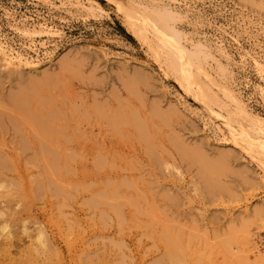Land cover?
Masks as SVG:
<instances>
[{
    "label": "rangeland",
    "instance_id": "rangeland-1",
    "mask_svg": "<svg viewBox=\"0 0 264 264\" xmlns=\"http://www.w3.org/2000/svg\"><path fill=\"white\" fill-rule=\"evenodd\" d=\"M67 1L0 0V40L2 39V42L22 53L25 57L40 61L41 69L39 75L24 70L13 71V73L4 69L0 61V84L4 85L3 88L0 85V97L7 101L6 98L9 96L11 98V94L30 92L32 89H38L39 84L43 87L44 81H49L48 85L50 82L54 84L55 90H49L45 86L39 88L44 94L41 99L54 102L52 103L54 110L61 117L64 116L61 126L56 128V132L58 130L59 134L64 135H62L64 141H62L61 135L58 136L63 143L59 145L60 152H58V147H51L52 149L49 148V151L55 149L56 154L52 155L50 152L49 154L53 159L56 158L55 155L59 157L60 162L55 161L54 166L58 167L59 165L60 171H63L61 168L67 167V172H69L68 175L64 176L63 182H59L61 185H57L54 177L51 179L55 181L50 179V176L45 172L46 168H44L47 167V158H44L41 149L39 151L38 147H32L29 144L30 137L35 139V135L37 136L36 133L30 135V131H33L30 124L23 126L27 132L21 130V134L20 131L17 133L10 132L12 127L4 132L3 138L7 142V159L10 162L8 161L9 168L5 172V176L0 175V183L2 182L6 186L0 190V210L4 211V220L10 223L13 232L21 237L20 244L22 247L24 249L30 248L31 241L35 240L37 229L35 227H43L49 241L45 256L54 259L55 263L61 256L62 264H171L167 259L168 249L165 247L166 245L162 246L165 243L162 241L163 243L160 244L159 240H162L160 238L162 235L160 225L162 226L163 221L172 222L169 219L174 218L173 225L175 228L179 229L178 226L182 223L180 230L185 229L184 240L187 239V236H198L199 234L201 240L204 241L203 236L206 238L204 242L195 240L194 244L189 245L188 251H193L189 253L193 262L189 257L188 264L197 263L196 255L198 254L202 256V262H206L205 264H213L214 262V264H226L228 261L231 264L232 260H228L229 254L226 255L222 249V240L233 227L238 228V230L235 229L238 232L242 226L245 227L246 232H248L246 236L248 235L249 240L258 242L259 247L264 250V170L256 162L251 161L240 149L219 143L220 133L213 123H208L205 114L208 112L210 114L212 110V118L216 124L223 125L227 122L224 118L226 113L218 107L203 108L194 97L186 95L166 67L153 57L149 47L133 35L124 14L111 4L104 0H95L99 3L100 8L96 6L90 11L81 10V7L75 5V0ZM176 1L180 2L177 4L179 11L185 13L189 10L187 19L179 21L177 28L184 34H188L187 36L191 40L194 38L192 41L199 42L201 39V43L212 46L214 54L222 42L226 52L228 50L227 54L233 62H236V64L231 62L234 64L235 89L241 94L248 108L256 115L264 118V95L262 96L257 89V87L264 88V77L260 75L249 59L243 64L240 58V55L246 51L253 56L264 58V0ZM33 25L52 28L59 32V35L43 33L33 35L31 38L16 32V28H31ZM216 49L217 51H215ZM217 58L220 59L219 56ZM211 64L215 68V63L211 62ZM221 64L223 66L227 64L224 58H222ZM66 69L67 73L64 71ZM138 80H141L139 82L143 84H140ZM131 81H134L135 84ZM126 83L128 84L126 85ZM128 85L132 87L130 90L127 88ZM47 89L50 91L49 93H45ZM131 89L137 91L132 90L134 91L132 93ZM131 93L133 96L129 97ZM37 106L36 108L34 105L31 107V114L35 119L48 114L45 107L38 106L37 108ZM95 107L106 117H110L109 114L114 117L119 111L120 113L124 111V114L137 115L138 121L142 122L145 115L149 134L154 133V130L158 132L156 130L160 129L159 138L157 133L155 138H151L153 142L151 143L155 146L159 142L157 138L159 140L161 138L159 145L161 144L162 151L165 149L163 154L161 148H158L159 145L149 148L147 140H140L141 137L138 136L137 130H134L132 126L131 129L125 127L121 131L114 130L113 127H106L108 123L110 125V122L106 119H103L105 122L103 120L101 122L98 115L95 117L99 113ZM151 114H153L152 119L149 117ZM158 114L166 115L160 117L167 119L168 122L165 119L164 121L161 120ZM89 115L91 118L88 117ZM66 117L75 122L71 121L70 123L69 120L65 119ZM94 118L98 119L95 120ZM86 119L87 122H90L87 123ZM150 123L151 125L155 124L151 127ZM160 123L163 127H160ZM92 124L93 126H91ZM105 124L106 129L102 128ZM31 125L33 124L31 123ZM71 131H75V133ZM80 134L83 136L79 137ZM65 135L72 137L71 139L68 138L69 136L67 137L68 140H72L67 145ZM13 137L15 139L10 140ZM127 137L129 141H127ZM16 138H20L22 141L25 139L24 143L27 142L26 144L29 146L23 144L24 146L21 148L20 139ZM173 141L179 142L181 145L176 143L179 146L174 147L175 142ZM181 146L191 152H197L199 149V154L204 151L205 153L202 152L200 155L206 157L203 158L209 162L219 163L218 161H220L223 165L227 161L222 166V170L227 171L218 177V180L222 181L219 182L220 190L217 189L218 192H214V194L212 192L213 195L210 193V196L208 193L211 191L203 190V186L207 184L203 185L204 179L197 170L200 167L194 161L192 164L191 160L187 158L184 160V157L181 156L183 153L179 155ZM65 148L64 154L62 152ZM61 150L63 151L61 152ZM144 150L148 155L144 153ZM111 153L113 154L112 159ZM62 155L65 159L69 156V162L73 160L71 157H75H73L74 161L69 163V167H63L62 163L64 161L65 164V159L62 161ZM98 155H100L99 157L106 155L104 156L106 161L103 158L101 160V164L104 165L103 169L98 167L100 163L93 162ZM155 155L158 159L154 157ZM222 156L225 159L224 162L221 159ZM99 157L97 158L98 161L101 159ZM102 161H105L106 165ZM107 165L113 169H108ZM172 166L175 167V170ZM130 169L132 172H129ZM152 169L156 173L153 171L151 173ZM136 178H144V181L142 179L144 183L139 179L140 182L135 181ZM121 179L125 180L122 183H131L133 186H128L129 189L126 188L121 191L119 196L125 197L129 194L132 200L139 196V192L143 193L141 199L143 195L146 196L144 197L146 199H142L143 203L140 200V207L135 204L136 207H129L128 204L119 209L122 213L121 217L124 216L123 220L118 217L119 215H114L117 212H113L111 207L98 206L92 201V199L96 201L98 197L107 194L113 186L112 181L113 183L116 182L114 186H117ZM150 180L155 184H152ZM105 181L107 184L110 183V187ZM52 182L54 188L49 186L52 185ZM56 185L61 186L62 192L59 194L54 190ZM152 185L157 189L153 188ZM221 185H223L222 188ZM36 187H41L38 193ZM34 188L37 195L35 197L32 195ZM53 191L55 196L52 194ZM135 192H137V196ZM165 194L170 197L172 203L166 201L168 197ZM31 197L33 200H37L34 202ZM17 202L22 209L17 210L18 214H15ZM146 202L149 206L154 205L152 207L155 214L154 217L151 215L150 219L151 224H154L153 226L148 223L150 215L149 218H146L148 217L146 214L142 215L146 213L144 211L149 209V206L146 207L145 205ZM33 203L35 204L33 205ZM161 207L166 210L162 211ZM141 211L142 213H140ZM170 211L173 214L170 215ZM134 214L138 215L137 219ZM165 214L168 215L169 219ZM133 218L136 220L133 221ZM175 220L180 223H176ZM24 221H27L25 226L28 229V234L22 235L21 227ZM148 224L151 226L149 225V227ZM146 225L147 228H145ZM147 234L152 238L148 237ZM231 248V252L235 253L236 246L232 245ZM203 254L207 259L203 257ZM257 264L262 263L257 262Z\"/></svg>",
    "mask_w": 264,
    "mask_h": 264
},
{
    "label": "bare ground",
    "instance_id": "bare-ground-1",
    "mask_svg": "<svg viewBox=\"0 0 264 264\" xmlns=\"http://www.w3.org/2000/svg\"><path fill=\"white\" fill-rule=\"evenodd\" d=\"M104 1L108 2L113 7H115L119 12L124 14L125 20H126L128 26H129V28L132 30L133 35L139 41L145 43L149 47V49L151 50V52L153 54V57L156 60L160 61L166 67L167 71L170 73V75L172 74V76L175 79L176 83L180 86V88L184 91V93L186 95H190V96L194 97V99H196V102H198L203 108H209L210 107L212 109V107H218L220 110H222L223 112L226 113L224 115V118H225V120L227 122L224 123L223 125L222 124H216L215 120L212 118V115H213V111L212 110L210 111L211 112L210 114H209V112L205 114V115H207L206 118H207L208 123L209 122L213 123L215 125V127L217 128V131L220 133L219 143H221L222 145H227V144L228 145H232V146L240 149L242 152H244L250 158L251 161L256 162L264 170V118H261L260 116H258L255 113H253L248 108V106H247L245 100L243 99V97L241 96V94L239 92H237V90L235 89V86H234V84H235L234 81L235 80H234V71H233V65L234 64H231V62L235 63V64H236V62H233L232 58L227 54L228 50L226 52L225 48L222 45V42H220V46H218V51H217V49L215 51H217L216 54L218 53L217 55L220 57L221 60H222V58H224L226 60L227 64L225 66H223L221 64V60L219 58H217L218 56L216 57V54H214L215 52H214V50H212V48H211L212 46L210 47L208 45H205V43H201L200 42L201 39L199 40V42L192 41V40H194V38H192V40H191L187 36L188 34L187 35L184 34L183 32H181L177 28V23L179 21L187 19L189 10L187 9L188 11L185 12V13L182 12V11H179L180 9H178L179 7L177 6V4H179L180 2H178L176 0H149V1H143V0L142 1L141 0H104ZM75 5L77 7H81L82 8L81 10L87 9V10L91 11L96 6L98 8H100L99 3L96 2L95 0H88V1L75 0ZM16 32L20 33V35L24 34V36L26 35V36H29L31 38H32L33 35L35 36L37 34H43V33H55V34L59 35V32L54 31L52 28L50 29V28L43 27V26L37 27V26H34V25L31 28H27V27H24L22 29L21 28H16ZM29 37H27V38H29ZM1 40H0V61L2 63V67L4 69L10 70L11 72L24 70V71H28L29 73H33V74L39 75L40 70H41L40 69V61L31 60L30 57L29 58L25 57L22 53L15 51L12 47L8 46L6 43L2 42ZM195 41H196V39H195ZM197 41H198V39H197ZM187 44H189V47H187ZM240 58H241V62L243 64L245 63V61L247 59H249L250 62L252 63V65L255 66V68L258 70L260 75L264 77V58L263 57L253 56L252 54H250V52L246 51L242 55H240ZM211 62L215 63V68H214V66H211L212 65ZM240 65L243 66L242 64H240ZM209 68H210V70H209ZM211 68H212V70H211ZM64 71L67 73V69L64 70ZM8 73L10 74V72H8ZM139 81L141 82V80H138V82ZM138 82H137V84H138ZM9 83H8V85H9ZM48 83H49V81H44L43 85L46 88H48L49 90L50 89H53V90L56 89L53 86L54 85L53 83L50 82L51 85L50 84L48 85ZM132 83L135 84L134 81ZM127 84L128 83H126V85ZM140 84H143V83H140ZM3 86H2V88H3ZM35 86H33V87L35 88ZM65 86H67V85H65ZM38 87L41 88L42 85L39 84ZM125 87H127V86H125ZM135 87H136V89H138L137 86H135ZM39 88L38 89H32L30 92H20V94H17V95L11 94L12 95L11 98H10V96H9V98L5 97L6 99H8L7 101L6 100H2V98L0 97V175L5 176V174H6L5 172L9 168V164L8 163L10 162L7 159L8 158L7 157L8 155L6 153L7 142L3 138L4 132L7 129L12 127V130L14 129V131L10 130V132H14V133L16 132L17 133V131H20V134H21V132H22L21 130H25L23 126L26 125V124L28 126L30 124V127L33 129V131H30V132L31 133L34 132L32 134L30 133V135H33V134L36 133L37 136L35 135V137H36L35 139H32V137H30L31 140H28L29 144H31L32 147H36V148L38 147L39 151L41 149L42 155L44 156V158H47V161H48L47 164H46L47 167H44V168H46L45 172L47 173L48 176H50V179L52 177H54V179H56V182L58 183V184L56 183L57 185H61V184H59V182H63L64 176L68 175V173H69V172H67L68 168L66 167L67 170H66V168H61L63 171H60V169H59L60 166L58 165V163H57V165H58L59 168L53 165V163H55V161H57V162H60V161L58 159L59 157L56 156V155H55L56 158H54V159L52 158V156L49 154V152L52 155L56 154L55 151H54L55 149L52 150V151H49V148L52 149V148L58 147V152H60L59 151V148H60L59 145L63 144L60 140L63 139L64 135L62 134L63 135L62 136L61 134H59L58 130L56 132V128L61 126L60 124H61L62 121H64L63 120L64 116L61 117L59 115V113H57L54 110V107L52 105V103H54V102H48L49 100L45 101L46 99L45 100L41 99V98H43L44 94L41 93L42 91H40ZM127 88H129V90H130V88H132V87H129V85H128ZM22 89H24V88H22ZM48 89H47V91H45V93L46 92H48V93L50 92V91H48ZM69 89H70V87H69ZM136 89H131V91L132 90L135 91ZM257 89L261 93V95L263 96L264 95V88L263 87H257ZM3 91H5V90H3ZM3 91H2V93L4 94ZM134 91H132V93H134ZM127 92H130V91H127ZM132 93L129 94V97L133 96ZM48 96H49V94H48ZM51 101H53V100H51ZM32 105H34V108H36L37 105L40 106V107H42V106L45 107L48 110V114L46 113V115H48V116L45 115L46 116L45 117L43 115H39V116H43V117L42 118L39 117V119H35V117L32 116V114H31ZM38 106H37V108H38ZM97 111L99 113L96 114V110H95V114H96L95 117H97V115H98L101 122L104 121L103 119H106V120H108L110 122V125H111L110 126L109 123H108L107 126L105 124L104 126H102V128H105V126L106 127L109 126V127H113L114 130H120L121 131V129L123 130V128H125V127L126 128H130L132 126V127H134V130H137L136 132H138V136L141 137L140 140L145 139V140L148 141L149 148L150 147L151 148L152 147H156V145H159V142H160L161 138H160V140L158 139L159 135H160L158 132H159L160 129L156 130L158 132H155V130H154V133L149 134L147 125L145 123V118H146L145 115H144V120H142V122H143L142 123V122L138 121L139 117H137V115L132 116V115H129V114H124V111H121V113L119 111V113L116 116H114V117H111V114H109V113H108L109 115L107 113L106 114L108 116H110V117H106V115H104L102 112L100 113V111L98 109H97ZM62 112H63V110H62ZM88 113H90V112H88ZM129 113L132 114L131 112H129ZM37 114H40V113H37ZM74 114H76V113H74ZM151 116L153 117V114H151L149 116L152 119ZM160 116H161V114L159 115V118L161 119L162 116H166V115H162L161 117ZM72 117H74V116H72ZM88 117L91 118L90 115ZM149 117H147V118H149ZM80 118L82 119V115H81ZM80 118H78L79 121H81ZM150 118H149V120H151ZM65 119L69 120V119H67V117ZM96 119H98V118H96ZM154 119H156V118H154ZM164 119H161V120L164 121ZM149 120H147V122H149ZM165 120H166V122H168L167 119H165ZM69 121L71 123V121H73V120H69ZM87 121L88 120L86 119V122ZM73 122H75V121H73ZM89 122H87V123H89ZM94 122H96V121H94ZM243 122H245V123H243ZM31 123L34 126L31 125ZM151 123H150V125H151ZM156 123H159V122H156ZM154 124H152V125H154ZM160 124H161L160 125V127H161L162 123H160ZM152 125H151V127H153ZM77 126H75L76 129H77ZM80 126H82V125H80ZM91 126H93V124ZM156 126H159V125H156ZM156 126H154V127H156ZM27 129H29V128L27 127ZM92 129H93V127H92ZM134 130H132V131H134ZM62 131H64V130H62ZM90 131L92 132L93 130H90ZM110 131H111V129H110ZM126 131H127V129H126ZM25 132H27V131L25 130ZM71 132L75 133V131L74 132L71 131ZM108 133H109V131H108ZM117 134H119V133H117ZM156 134L158 135L157 140L159 142H158V144L153 146L154 144H152L153 142H152L151 138H155ZM16 135L18 136L19 134H16ZM59 135H61V139L60 140L58 138ZM76 135H77V133H76ZM132 135H131V137H132ZM82 136H83V134L79 135V137H82ZM218 136H219V134H218ZM19 137L21 138V135ZM65 137H66V135H65ZM75 137H77V136H75ZM105 137H107V136H105ZM68 138L71 139L72 137L69 136ZM68 138L65 140L66 141L65 142L66 145L69 144L68 143L69 141H72V140H68ZM121 138H124V137H121ZM14 139L15 138L13 137V139H10V140L13 141ZM16 139H18V138H16ZM24 140L23 141H22V139L19 140L21 142V144H22L21 148L24 145L29 146V144H26L27 142L24 143L25 142ZM62 141H64V139ZM106 141H107V139H106ZM127 141H129L128 137H127ZM175 141H173V142H175ZM89 142H92V141H89ZM138 142L141 143L140 141H138ZM10 143H11V141H10ZM119 143H121V141H119ZM176 143H179V142H175V145H173L174 147L175 146L176 147L179 146ZM100 144H101V141H100ZM142 144H144V143H142ZM150 144H152V145H150ZM94 145L97 146L96 144H94ZM160 145H159L158 148L159 149L161 148V152L163 154V151L165 149L162 151V147H160ZM104 148H105V146H104ZM145 148L147 149L146 146H145ZM180 149H181V151H180L179 155H181V153H183L181 156H182V158L184 157V160H186L185 158H187V159L192 161V164L195 162V163H197L196 165L200 167V169L197 168V170L201 174V177L204 179L202 181V182H204L203 185L207 184L205 186L202 185L203 188H204L203 190L207 189V191H211V192L208 193L209 195H210V193H211V195H213L214 192H218L220 190V188L218 187L220 185L219 182H222V181L218 180V177L220 175H223L222 173H224L225 170H222V166L227 161H225V163L223 165L221 164L220 161H218L219 163H217V162L213 163L214 161L213 162H209V161L204 159L206 157L200 155L202 152L204 154L205 153L204 151H202L199 154L198 153L199 149H197V152L187 151L184 147L182 148V146L180 147ZM195 149H196V147H195ZM28 150H29V148H28ZM63 150H61V152L63 151L62 153L65 152L66 148L63 149ZM176 150H177V148H176ZM67 152H66V154H67ZM101 152H102V150H101ZM115 152H116V150H115ZM155 152H157V151L155 150ZM105 153H108V152H105ZM144 153H146V151ZM113 154H115V153L113 152ZM113 154H112V157L110 156L111 159L113 158ZM116 154H118V153L116 152ZM146 154L148 155V153H146ZM159 154L160 153L158 152V155ZM100 155H98V157ZM133 155L136 156L135 154H133ZM49 156H51V157H49ZM104 156H106V155H104ZM104 156L103 157L102 156L99 157V158H101V159H99V161L97 160L98 157L95 160H93V162H95V161H96V163L98 162L97 164L100 163V166H98V167H100V169H103V166H104V165L101 164L102 158H103V160H105ZM206 156H208V155H206ZM73 157H71L73 159L72 162L74 161V158H75V157L74 158ZM119 157H121V156H119ZM149 157H148V159H149ZM154 157H156V155ZM63 159H65L64 156L62 158V161H63ZM131 159H132V157H131ZM151 159H153V158H151ZM209 159H210V157H209ZM221 159H222V161L225 160L224 157L221 158ZM113 160H115V159H113ZM105 161H102V163L105 164ZM123 161H124V159H123ZM191 161H189V162H191ZM72 162H69V156H67V159H65V164H64V161L62 163L63 167L64 166H68L69 167L70 166L69 163H72ZM160 162H162V161L160 160ZM43 165H42V167H43ZM108 165L110 166V164H108ZM108 165L106 167H108ZM172 167L174 168L173 170H175V167L174 166H172ZM109 168L113 169L112 167H108V169ZM150 168H151V166H150ZM147 170H146V172H147ZM152 171H153V169L151 170V173H152ZM71 172H72V170H71ZM129 172H132L131 169H130ZM154 172L155 171H153V173ZM178 173L180 174L179 171H178ZM39 174H41V173H39ZM40 176H42V174ZM224 176H225V174H224ZM224 176H223V178L226 177V176L225 177ZM39 178H41V177H39ZM154 178H156V177H154ZM50 179H49V181H50ZM138 179L139 178H136L135 181H137V182L139 180H141V182L144 181V178H142L143 181H142V179H139V180ZM132 180H133V178H132ZM52 181H55V180H52ZM123 181H125V180L124 179H121V181L119 180L120 184L118 183L119 185H117V186H114V184L116 182L113 183V181H112V184H113L114 187L112 186V188L108 191L107 194H105V195H103L101 197H98V199L96 201L94 199H92V201H94V204L98 205V206L99 205H103V206H106V207L108 206V208L111 207L113 209V212L116 211L117 213H120V214H117V213L114 214L116 216L119 215L118 217L122 216V213L119 211V209L121 207L123 208L125 205H128V204H129L128 205L129 207L130 206L136 207V206L141 205V204H139L140 200L146 199V198H144V197H146L145 195H143L142 196L143 198L141 199V195L143 194L141 192H139V196H137V194H136L137 192H135V195L137 197L134 200H132V198H131V196L129 194H127V195L130 196V197H128V196L124 197L123 195H122V197L119 196V194H121L120 193L121 191H123L126 188L128 190L129 189L128 186L132 185L131 183L130 184L122 183ZM150 181H151V183L153 182L152 180H150ZM205 182H207V183H205ZM105 183H106V181H105ZM159 183H160V181H159ZM29 184H30V182H29ZM53 184L54 183L52 182V185L50 184L49 186L54 188ZM152 184H155V183H152ZM38 185L40 186V184H38ZM57 185H56L54 190L56 191V193L59 194V193L62 192V189H61V186L58 187ZM109 185H110V183L107 184V186H109ZM153 186L154 185H152V187ZM207 186H208V188H207ZM222 186L223 185H221V188H222ZM5 187H6L5 184H3L1 182L0 183V190L5 188ZM41 187H43L42 184H41ZM41 187H36L37 188L36 189L37 193H38V190L40 191ZM109 187H107V188H109ZM134 187H136V186H134ZM132 188H130V190H132ZM136 188H138V187H136ZM153 188H155V187H153ZM46 189H48V188H46ZM155 189H157V188H155ZM155 189H154V193H155ZM217 189H219V190H217ZM135 190H137V189H135ZM137 191H140V190H137ZM101 192L103 193V191H101ZM212 192H213V194H212ZM151 193H153V192H151ZM52 194L54 195V191H53ZM32 195H33V197L37 196L36 192H35V188H34V193ZM165 196H167V195L165 194ZM33 197H31V199ZM204 197H205V194H204ZM157 198H160V197H157ZM171 198L173 200H176L173 197H171ZM150 199L152 201V198H150ZM167 199H166V201L169 202L170 201V197H168ZM34 200L36 201L37 199H34ZM19 201H21V200H19ZM151 201L149 203H151ZM171 201H170V203H172ZM14 202H16V201H14ZM18 202L15 205V208H16L15 214H18L17 210L19 211L20 208H21V206H20V204ZM155 202H156V200H155ZM168 202H166V203H168ZM174 202H176V201H174ZM142 203H143V200H142ZM34 204L35 203H33V205ZM145 205H146V207L149 206V205H147V202H146ZM145 205H144V207H145ZM171 205H173V204H171ZM176 205H177V203H176ZM176 205L174 204V206H176ZM152 206H154V205H150L149 209L144 211L146 213L142 214L143 216L145 214H146V216L148 215V217L145 216L146 218H149V215H150V218L148 219L149 220L148 223H150V224L152 223V222H150L151 221L150 220L151 219V215L153 216L155 214ZM164 206H165V203H164ZM146 207H145V209H146ZM160 209L162 211L166 210V209H164V207H163V209H162V207ZM167 211H168V208H167ZM126 212H128V211H126ZM140 213H142V211ZM171 214H173V213L171 212L170 215ZM112 215H113V213H112ZM134 215H136V214H134ZM165 215H166V217L168 216L167 214H165ZM165 215H163V218H164ZM4 216H5L4 211L0 210V220H1L0 221V239H1L0 240V264H62L61 261H63V260H62L61 256L58 259L55 257L58 260L57 263H55L54 259H52L51 257H46L45 256L46 251L48 250L49 241L47 239L48 236L46 237L47 234L45 233L43 227H39V228L35 227V228H37L36 229V234H35V237H34L35 240L33 242L31 241L30 248H27V249L25 248L24 249L22 247V245L20 244V242H21L20 238L21 237H18L17 234H15V232H13V230L11 229L10 223L4 220L5 219ZM137 216L138 215L135 216L136 219H137ZM123 217H121L120 219L123 220L122 219ZM135 218H133V221L136 220ZM167 218L169 219V217H167ZM166 219H165V221H167ZM128 220H127V222H129ZM169 220L170 221L172 220V222H169V221L168 222H164L163 221L162 226L160 225V228H162V235H160V238L162 240L161 241L159 240V242H160V244H162L163 242L165 243L162 246L166 245L165 247L168 249L167 259L171 262V264H188L187 262L189 260V257H190V260L192 258L191 254H189V253L193 252V251L189 252L188 251V247H189V245L194 244L195 240H201L199 238V236H201V235L199 234L198 236H195V235L192 236L190 234L191 236H187L186 237L188 240L187 239L184 240V235L183 234H184V230L185 229L184 230H180V225L182 223L179 226L177 225L179 227V229H177L173 225L174 218H171ZM26 222L27 221H24L23 225L21 227L22 235L28 234V229H26V226H25ZM175 222L176 223H180V222H177L176 220H175ZM144 223H145V221H144ZM132 224H133V222H132ZM150 224H148V226ZM151 225L153 226L154 224H151ZM143 226H141V227L143 228ZM182 226H181V228H182ZM145 228H147V225L145 226ZM235 229L238 230V228H234L233 227V228H231L230 232L227 235H225L224 237L222 236L223 237L222 249H223V251H224V253L226 255L229 254L228 260L229 259L232 260L231 264H257V262H260V263L264 264V250L261 249V247H259L260 245L257 244L258 242L256 243V242L252 241V239L249 240L248 235L246 236V234H248V232H246V230H245L246 228L245 227L242 226V228H241V230H239V232L236 231ZM155 231H156V229H155ZM147 235H149V234H147ZM148 237H151V236L149 235ZM16 238H19V239H16ZM203 239H204V241H206V238H204V236H203ZM201 241H203V240H201ZM220 244H221V242H220ZM232 245L236 246V249H235L236 251L233 250L235 253L231 252V249H232L231 246ZM195 252H196V250H195ZM16 255H17V257H15ZM60 255H62V254L60 253ZM203 257H204V254H203ZM204 258H206V257H204ZM160 260H162V259H160ZM202 260H203V258H202L201 255H199V254L196 255L197 263H195V264H205L206 262L204 263V262H202ZM205 261H207V260H205ZM191 262H193V261L191 260ZM162 263H163V261H162ZM227 263H229V261Z\"/></svg>",
    "mask_w": 264,
    "mask_h": 264
}]
</instances>
